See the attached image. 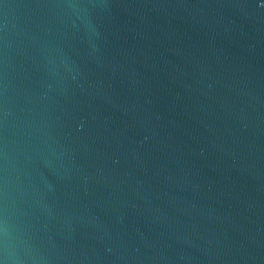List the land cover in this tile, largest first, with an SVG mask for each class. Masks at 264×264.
<instances>
[{"label": "water", "instance_id": "95a60500", "mask_svg": "<svg viewBox=\"0 0 264 264\" xmlns=\"http://www.w3.org/2000/svg\"><path fill=\"white\" fill-rule=\"evenodd\" d=\"M0 264H264V0H0Z\"/></svg>", "mask_w": 264, "mask_h": 264}]
</instances>
